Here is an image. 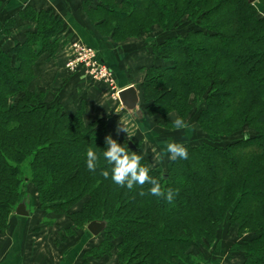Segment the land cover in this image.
<instances>
[{"label":"trees","instance_id":"1","mask_svg":"<svg viewBox=\"0 0 264 264\" xmlns=\"http://www.w3.org/2000/svg\"><path fill=\"white\" fill-rule=\"evenodd\" d=\"M257 3L264 10V0L85 1L98 30L114 41L144 36L155 24L169 34L152 49L170 64L144 68L146 114H161L174 130L168 115L175 111L186 122L196 103L195 121L206 136L201 143L178 142L188 158L171 160L164 171L143 157L141 164L162 188L177 191L172 203L140 195L150 184L129 191L101 175L111 172L102 156L106 119L86 123L82 109L69 114L29 89L39 56L60 45L63 20L51 10L20 9V18L35 28L8 49L1 39L10 34L15 17L0 23V230L9 227L32 184L39 208L66 214L71 234L87 232L92 220L108 221L84 261L115 249L117 264H206L203 249L228 222L242 237L230 246L242 254L241 264H264V16ZM5 7L0 0V15ZM185 21L184 32H171ZM237 133L234 140L218 142ZM117 142L128 147V141ZM134 144L129 151L140 154ZM88 148L100 157L95 172L86 166Z\"/></svg>","mask_w":264,"mask_h":264},{"label":"crops","instance_id":"2","mask_svg":"<svg viewBox=\"0 0 264 264\" xmlns=\"http://www.w3.org/2000/svg\"><path fill=\"white\" fill-rule=\"evenodd\" d=\"M5 10L0 15L2 24L8 16L15 17V25L10 34L4 35L1 44L8 49L16 42L25 38L27 31H33L32 22L22 20L17 12L27 6L36 10H51L63 20L64 26L58 34L60 45L53 54L43 53L35 62V77L29 89L41 93L46 103H59L69 114H75L82 109L83 120L88 123L98 119H106L107 136L111 135L117 141H132L138 143V151L143 157L150 160L152 166H158L165 161L168 168L170 159L163 156L160 162L154 159L152 148L162 153L166 147L160 139L168 133V142H177L191 134L189 127L185 129H166L158 121L162 116L147 115L142 97L141 83L145 77L144 68L153 64L167 66L169 61H162L153 54V44L164 40L169 34L160 27L153 29L144 36L129 37L122 41H114L110 36L103 35L97 28L85 8L86 0H3ZM78 39L93 46L102 63L112 73L114 82L93 83L86 76L84 68L71 72L66 68V51L70 40ZM129 85L138 89L140 98V114L133 115L121 104L116 93ZM169 119L173 122L177 113H170ZM191 115L186 120L188 124ZM196 116L192 120L194 121ZM127 122L129 132L133 136L128 138L123 131L117 133L119 121ZM191 122V124L193 123ZM194 131L196 124H192ZM190 126V124H188ZM160 137V138H159ZM180 142V141H179ZM29 196V199H28ZM30 209L27 217L13 213L9 219V227L0 230V264H117L116 250L99 259L88 257L84 261V254L101 242V236H93L85 230H77L70 236L66 229L71 222L66 214L46 213L39 208L38 194L32 184L27 185L26 202ZM82 201L75 204L71 211L78 210ZM235 237L230 238L220 227L217 237L205 250L206 263L211 264H241L243 256L240 252L230 251L232 243L240 238L234 229ZM234 236V235H232ZM229 241H232L228 244Z\"/></svg>","mask_w":264,"mask_h":264},{"label":"clouds","instance_id":"3","mask_svg":"<svg viewBox=\"0 0 264 264\" xmlns=\"http://www.w3.org/2000/svg\"><path fill=\"white\" fill-rule=\"evenodd\" d=\"M257 13L264 16V12L260 11L259 8H257ZM173 126L175 129L180 130L187 128L188 124L182 117L178 116L173 121ZM116 131L117 133L121 131L125 132L129 139L133 137L129 132L126 121L120 120ZM151 151L155 154L154 159L156 162H160L165 155L172 161L188 158L186 146L174 141L167 143L162 153H157L155 148H152ZM102 156L108 165L111 166V172L106 169L101 171V175L105 179H108L110 176L116 185L122 188L126 187L129 191L133 190L136 186L143 188L145 184H150L151 187L148 193L141 191L139 194L142 196L151 194L159 198H164L169 203L174 201L177 191L172 188H168L167 190L162 188L160 181L149 174L150 168L141 164L143 156L129 151L128 147L118 143L111 135L105 137V149ZM99 161L100 157L97 152L92 148H88L86 152V166L88 170L95 172Z\"/></svg>","mask_w":264,"mask_h":264},{"label":"built area","instance_id":"4","mask_svg":"<svg viewBox=\"0 0 264 264\" xmlns=\"http://www.w3.org/2000/svg\"><path fill=\"white\" fill-rule=\"evenodd\" d=\"M66 68L74 72L84 68L86 76L93 83L114 82L109 68L100 61L97 51L93 46L87 45L81 40L74 39L68 43L66 51ZM118 92L116 93L117 96Z\"/></svg>","mask_w":264,"mask_h":264},{"label":"water","instance_id":"5","mask_svg":"<svg viewBox=\"0 0 264 264\" xmlns=\"http://www.w3.org/2000/svg\"><path fill=\"white\" fill-rule=\"evenodd\" d=\"M254 2L255 0H248ZM118 97L125 109L131 112L133 115L138 116L140 114V98L138 89L134 85H129L118 91ZM127 145L130 149H135V144L132 141H128ZM14 213L27 217L30 215V209L27 206L25 200H21L15 207ZM108 221L106 219H95L87 223L86 230L93 236H99L107 227ZM211 264V263H206Z\"/></svg>","mask_w":264,"mask_h":264},{"label":"rangeland","instance_id":"6","mask_svg":"<svg viewBox=\"0 0 264 264\" xmlns=\"http://www.w3.org/2000/svg\"><path fill=\"white\" fill-rule=\"evenodd\" d=\"M257 6H258V8L260 9V7H261V5H259V3H257ZM262 12H264V10H261ZM261 16V15H260ZM189 25V23H188V21H185V22H183L181 25H179V26H177V28H175V29H173L171 32L172 33H174V32H184L185 31V29H186V27ZM157 27H160V25H157V24H155V25H153L152 26V29H151V31L153 30V29H155V28H157ZM161 28V27H160ZM162 29V28H161ZM150 31V32H151ZM107 34V33H106ZM148 34V33H147ZM108 36H110L109 34H107ZM127 38H129V37H126V38H124V39H127ZM123 39V40H124ZM122 41V40H121ZM191 99H192V97H191ZM194 103H195V101H193ZM197 102V101H196ZM193 103V104H194ZM139 106H140V104H139ZM197 110H198V104H194L193 105V107H192V109L190 110V112H189V115H191V118L189 119V121L192 119H194V117L196 116V113H197ZM140 111H141V109H140ZM172 114H174V113H176L175 111H173V112H171ZM154 115H157V116H159V114L157 113V114H154ZM189 115H188V117H187V119L189 118ZM162 115L160 114V117H161ZM162 119H163V121H158V123L159 124H161V125H163V127H165L166 129H170V128H168L166 125H165V118L162 116ZM190 121L188 124H190V126H188L189 128H190V130L192 131L191 132V134H190V136H189V138L186 140H184V139H181V140H178L177 142H182V141H189L190 143H193V144H195V143H201L204 139H206V136L204 135V133L202 132V130L200 129V127L198 126V125H196L195 126V128H197V130L198 131H194V129H193V125L192 124H196V123H194L193 121ZM195 121V120H194ZM191 122H193L192 124H191ZM249 133H253V131H252V129H249V128H247L246 129ZM168 133H170V132H167V133H164V135H161L162 137L160 138V139H162V142L164 143V145L166 146L167 145V143H169L168 141H167V138L169 137V135H168ZM240 136V134L239 133H237V134H234L232 137H229L228 139L226 138H223V139H220V140H218V142H220V143H226V142H228V141H230V140H234L235 138H237V137H239ZM163 162V165H162V163H160V165H158V166H154V167H156V168H159V169H161V170H166V168H165V166H164V164H165V161H162ZM28 199H29V196H28ZM26 203H28V201L26 202ZM221 227H223L224 228V230H226V232H227V234L226 235H228V236H230L229 237V240H231L230 238H236L235 237V233H234V229L236 228V226H230L229 225V223L228 222H225V223H223L222 225H221ZM236 230H237V228H236ZM66 233V235H68V236H70V235H72L71 233H70V231L68 232V231H66L65 232ZM246 235L245 236H248L249 234H247V232L245 233ZM232 235H234V236H232ZM239 236V235H238ZM238 239H235V240H241V236H240V238L239 237H237ZM232 241H229L228 242V244H230ZM233 244V243H232ZM206 249L204 248L203 249V252H204V254H205V251Z\"/></svg>","mask_w":264,"mask_h":264}]
</instances>
